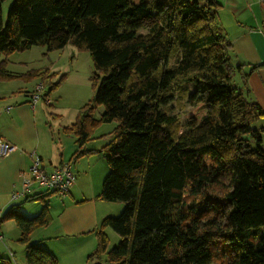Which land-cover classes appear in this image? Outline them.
<instances>
[{
	"label": "trees",
	"instance_id": "16d2710c",
	"mask_svg": "<svg viewBox=\"0 0 264 264\" xmlns=\"http://www.w3.org/2000/svg\"><path fill=\"white\" fill-rule=\"evenodd\" d=\"M4 1L0 56L67 43L90 53L94 101L104 110L100 118L79 110L66 129L77 143L97 125L117 122L99 150L109 166L100 197L124 206L97 228L92 264L107 249L106 227L119 235L107 250L111 264H264V126H254L264 108L232 83L241 64H233L217 22L219 3L12 0L4 19ZM39 75L51 89L58 85L48 68ZM14 76L1 59L0 79ZM184 84L192 89L181 90L189 109L179 132L172 110ZM5 218L20 230L28 264H58L29 242L49 222L46 205L30 217L11 207ZM0 264L11 262L0 256Z\"/></svg>",
	"mask_w": 264,
	"mask_h": 264
},
{
	"label": "crops",
	"instance_id": "0c3cea01",
	"mask_svg": "<svg viewBox=\"0 0 264 264\" xmlns=\"http://www.w3.org/2000/svg\"><path fill=\"white\" fill-rule=\"evenodd\" d=\"M216 1L219 3L217 22L231 43L232 62L241 64L232 76V83L237 87L246 86L248 97L264 108V0ZM33 48L37 50L35 60L30 61L28 55H24L17 60L22 61L18 62L21 68L7 65L11 53L0 56V60L6 59V69L15 75L0 79V136L16 146L13 152L0 158V233L4 244L8 230L20 235L13 219H3L9 208L18 209L30 217L46 205L49 222L34 228L29 234V242L44 247L60 264L66 257H72L67 264H84V258L97 245L96 230L101 221L123 209L119 202H107L100 197L109 166L99 150L109 141H102L103 132L97 131L101 127L99 124L91 131L88 140L79 145L77 136L66 130L79 111L64 119L61 102L55 103L57 100L55 96L51 97L54 90L50 86L45 88L51 98L50 104L42 99L31 102L30 93L41 81L39 74L45 68L53 73L57 66L56 62L54 67L45 66L48 53L45 54L44 46L36 45L19 52ZM253 65L258 66L252 69ZM50 105L53 106L51 110L47 108ZM8 106L10 109L6 110ZM255 124L256 127L264 126V117ZM34 151L40 155L46 171L71 163L76 179L66 196L39 189L37 196L30 198L32 202L30 199H11V192L18 188L22 174L31 165ZM80 151L85 152L74 158Z\"/></svg>",
	"mask_w": 264,
	"mask_h": 264
},
{
	"label": "rangeland",
	"instance_id": "374dc122",
	"mask_svg": "<svg viewBox=\"0 0 264 264\" xmlns=\"http://www.w3.org/2000/svg\"><path fill=\"white\" fill-rule=\"evenodd\" d=\"M11 2L12 0H5L2 4L4 19H6L7 10ZM35 49L36 48L28 50L30 52L13 51L8 55L7 65H11L13 68H21L20 63L22 61L17 60H21V58L26 55H28L30 61L35 60L37 55V50ZM47 53L48 57L45 58V66L54 67V62L57 64L56 71L53 72L50 82L57 83L58 85L53 89L54 91L52 92L53 95L51 97H56L57 101H55V103L59 101L61 102L60 110L63 112V118H68L71 113H78V111L84 106L90 108L91 114L94 118H100L104 107L94 101L98 81L95 80V68L90 53L87 50L76 47L72 43H67L63 48L52 51H47L45 48V54ZM14 60L16 61L15 63H13ZM49 72L52 73L50 70ZM45 80L44 83L48 86ZM185 87H187L189 91L192 89V85L184 84L181 89L176 90V97L172 110V114L176 115V118L181 125L179 132L184 130L183 124L186 119V111L189 109V106L186 105L184 98L181 96V90ZM57 88L59 89L55 91ZM47 108L51 110L53 106L50 105ZM116 123V121L101 123V127L97 131L103 132L101 138L103 142L112 140V132L110 131L113 126H116ZM255 125L256 124H254V126ZM119 203L124 206L123 202ZM8 232L9 233L5 235L6 243L4 244L3 242H0V256L7 258L11 264H28L25 260L24 245L20 241V235L14 234L13 230H8ZM103 232L107 238V249L100 253L99 260L101 264H111L107 260V250L118 243L119 235L111 227L104 228ZM96 249L97 245L93 251L84 258V264H92L89 255L94 253ZM71 260L72 257H66L65 261L63 260L62 262L63 264H67ZM58 264L60 263L58 262Z\"/></svg>",
	"mask_w": 264,
	"mask_h": 264
},
{
	"label": "built area",
	"instance_id": "2783aa9c",
	"mask_svg": "<svg viewBox=\"0 0 264 264\" xmlns=\"http://www.w3.org/2000/svg\"><path fill=\"white\" fill-rule=\"evenodd\" d=\"M46 85L43 81L35 84L30 93V100L35 103L42 99L46 104L51 103V98L45 91ZM10 107H6L9 110ZM16 149V146L9 143L0 136V158L9 155ZM42 159L35 151L31 154V165L27 172L23 173L18 188L11 192V199H26L36 194V191L44 190L55 192L60 197L68 194L75 182V174L70 162L63 163L52 171H46L41 165ZM3 235L0 233V241L3 242Z\"/></svg>",
	"mask_w": 264,
	"mask_h": 264
}]
</instances>
